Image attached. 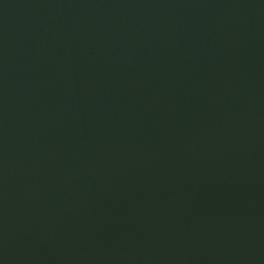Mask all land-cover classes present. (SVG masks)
<instances>
[{
    "label": "water",
    "instance_id": "water-1",
    "mask_svg": "<svg viewBox=\"0 0 264 264\" xmlns=\"http://www.w3.org/2000/svg\"><path fill=\"white\" fill-rule=\"evenodd\" d=\"M0 264H264V0H0Z\"/></svg>",
    "mask_w": 264,
    "mask_h": 264
}]
</instances>
